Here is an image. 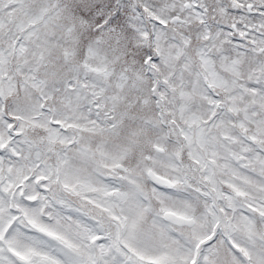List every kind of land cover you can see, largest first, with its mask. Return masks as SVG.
Here are the masks:
<instances>
[{"label": "snow or ice", "instance_id": "obj_1", "mask_svg": "<svg viewBox=\"0 0 264 264\" xmlns=\"http://www.w3.org/2000/svg\"><path fill=\"white\" fill-rule=\"evenodd\" d=\"M0 264H264V0H0Z\"/></svg>", "mask_w": 264, "mask_h": 264}]
</instances>
